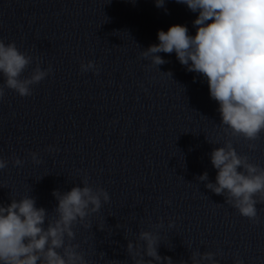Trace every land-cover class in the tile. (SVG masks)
<instances>
[{
	"label": "clouds",
	"instance_id": "clouds-1",
	"mask_svg": "<svg viewBox=\"0 0 264 264\" xmlns=\"http://www.w3.org/2000/svg\"><path fill=\"white\" fill-rule=\"evenodd\" d=\"M198 13L193 21L196 34L189 35L188 28L175 24L165 32L157 33L158 44L150 45L141 54L159 66L167 63L158 53L175 52L177 60L187 71L203 76L215 100L225 132L247 141H256L264 133V0H176ZM165 0H156V7H164ZM32 57L18 50L15 42L5 44L0 40V98L5 89L14 90L21 97L32 95V85L47 77L51 67L42 70L39 65L29 77L22 73L32 63ZM82 72H98L93 61L81 62ZM171 76V73H165ZM249 149L255 144L249 143ZM51 149V146L49 147ZM32 159L39 164L36 153ZM210 160L217 170L216 182L208 180V173L198 177L206 181L205 187L216 195L225 197V203L252 222L257 221L258 203L264 204V168L249 162L240 155L230 140L214 148ZM14 166L23 161L15 158ZM8 160L0 158V170ZM83 187L74 186L52 195L58 201L56 217L48 218L36 200L25 196L0 205V264H87L77 251L73 226L83 222L90 213H96L110 197L103 188L93 189L87 180ZM47 226L45 227V221ZM171 227V224L169 225ZM143 246L129 240L128 254L134 264H173L171 257L158 254V236L149 231L139 232ZM67 241V242H66ZM104 254V253H103ZM145 256L151 259H145ZM212 252H193L191 264H218ZM186 264V262H182ZM234 264H243L239 259Z\"/></svg>",
	"mask_w": 264,
	"mask_h": 264
}]
</instances>
